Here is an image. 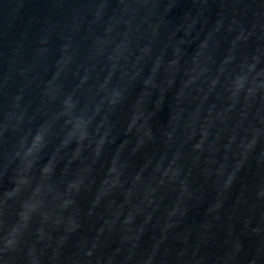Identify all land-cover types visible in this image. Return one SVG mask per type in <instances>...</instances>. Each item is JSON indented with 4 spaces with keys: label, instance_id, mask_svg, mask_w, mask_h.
I'll return each mask as SVG.
<instances>
[{
    "label": "water",
    "instance_id": "water-1",
    "mask_svg": "<svg viewBox=\"0 0 264 264\" xmlns=\"http://www.w3.org/2000/svg\"><path fill=\"white\" fill-rule=\"evenodd\" d=\"M0 264H264V0H0Z\"/></svg>",
    "mask_w": 264,
    "mask_h": 264
}]
</instances>
